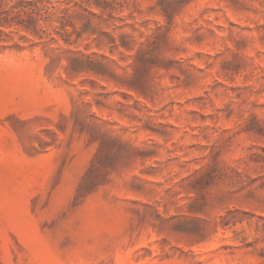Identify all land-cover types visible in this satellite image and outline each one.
<instances>
[{
    "label": "rangeland",
    "instance_id": "374dc122",
    "mask_svg": "<svg viewBox=\"0 0 264 264\" xmlns=\"http://www.w3.org/2000/svg\"><path fill=\"white\" fill-rule=\"evenodd\" d=\"M0 264H264V0H0Z\"/></svg>",
    "mask_w": 264,
    "mask_h": 264
}]
</instances>
